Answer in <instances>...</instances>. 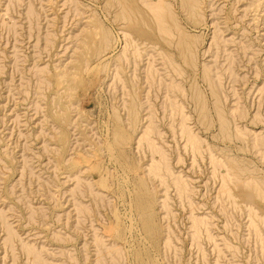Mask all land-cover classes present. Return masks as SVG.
Listing matches in <instances>:
<instances>
[{
  "label": "rangeland",
  "instance_id": "1",
  "mask_svg": "<svg viewBox=\"0 0 264 264\" xmlns=\"http://www.w3.org/2000/svg\"><path fill=\"white\" fill-rule=\"evenodd\" d=\"M0 264H264V0H0Z\"/></svg>",
  "mask_w": 264,
  "mask_h": 264
},
{
  "label": "bare ground",
  "instance_id": "2",
  "mask_svg": "<svg viewBox=\"0 0 264 264\" xmlns=\"http://www.w3.org/2000/svg\"><path fill=\"white\" fill-rule=\"evenodd\" d=\"M157 22H158V21H157ZM181 121H182V120H181ZM183 128H184V127H183ZM184 129H185V128H184ZM192 136H193V135H192ZM188 138H189V137H188ZM192 139H193V138H191L190 140L193 141ZM188 140H189V139H188ZM192 143L194 144L195 142H192ZM193 146H194V145H193ZM253 185H254V184H253ZM34 258H35V257H34Z\"/></svg>",
  "mask_w": 264,
  "mask_h": 264
}]
</instances>
